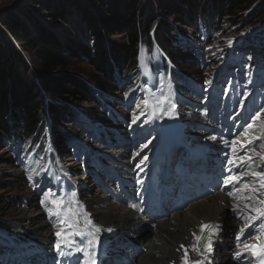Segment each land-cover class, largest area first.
<instances>
[{"label":"rangeland","instance_id":"1","mask_svg":"<svg viewBox=\"0 0 264 264\" xmlns=\"http://www.w3.org/2000/svg\"><path fill=\"white\" fill-rule=\"evenodd\" d=\"M105 2L119 14L128 16L130 21L141 19L142 23L137 24V27L148 28L152 34V43L147 45L141 42L137 47V49L139 48L138 67L144 87L143 94L128 100L129 88L134 83L126 84L123 87L117 84L113 90L104 92L105 109L103 110L96 101H79L76 95L71 93L62 94L57 90L49 91L43 83L42 77L45 75L66 74L78 77L89 85H95L92 78L100 74V71L81 49V44L92 45L94 36L84 22L82 13L74 10L72 17L54 20L50 16L48 0H0V45L6 52L13 50L17 54V58L21 62V72L25 74L29 84L37 89L38 101L45 111V125L41 136L46 135L49 140L52 161L56 162L59 175L61 172L65 177L68 176L73 183L78 184L81 198L85 199L89 205L86 193L90 190V185L93 189L100 191L101 188L103 190L102 187L95 186L97 178H104L106 182H114L116 177H123L124 170L119 168L123 163L130 162L134 166L141 163L142 168L156 172L159 167L167 169L170 162L167 161L168 155L166 150L162 149L163 141L160 138L166 109L167 116L173 111L179 118L175 111L179 107L178 112L184 117V122L179 119L183 125L185 124L187 138L193 145L198 146L206 143L210 138V131H212L208 126L219 124L217 120H211L208 117L210 111L207 108L210 107L211 100L206 101L205 96H202L208 94V85L206 84L208 78H211L215 85L210 96L219 94V87L221 88V98L213 101L218 107H220L219 102L230 101L228 107L234 109L233 102L239 103L240 99L246 101L249 122H252L251 118L260 112L259 119L255 121L260 126L254 130L252 138L259 137L261 142L254 144L252 151L243 153V155L247 160L251 156L252 162L260 161L261 163L260 157L264 156L262 151L264 147H261V144H264V112H261V109H264V82H259L258 76H253V70L242 74L240 65L228 62L224 54L214 53L213 47H216L222 39L233 40L240 37L239 46L247 45L254 50L264 51V9L260 15L256 13V10L263 6L264 0H248L229 14L214 19L212 24L207 23V17L202 13L201 17L200 15L197 17L196 23L191 25L181 22L189 20L185 14L186 6H181L174 0H105ZM168 12L171 14L168 15ZM145 14H150L149 17L153 20L150 25L144 23ZM188 14L190 15V12ZM11 15L19 17L28 28L30 35L36 34L38 27L43 26L52 31L65 46H70L71 48H67L65 53L69 60L68 65L65 68L45 72L39 65L34 46L19 34L18 28L8 19V16ZM161 21L168 24L169 35L167 37L171 39L172 46L160 44V37L157 36L156 30ZM118 32L108 37L110 42L119 47L129 44L131 34L123 30ZM168 50L179 55L183 54L187 59H193L188 65L185 62L186 65H176L177 68L172 65L176 77L172 75L171 78H176L178 83H184V77L178 73L177 69L179 68L182 72L191 75L197 83H200L202 89L189 85L174 89L172 79L164 73L166 64L170 62ZM236 53L242 54V57L245 52L237 50L233 54L232 57L240 62ZM199 54L202 55L203 61H200ZM224 64H231V66L223 67ZM249 72L252 77L246 81L248 78H245L244 75H249ZM262 77H264V73H262ZM160 89L167 98L161 95ZM236 92L239 95L237 98L235 97ZM175 93H177L178 99H176ZM161 97L165 101H161ZM166 99L175 105V110L169 103H166ZM145 100L148 101L147 105L144 104ZM165 104L166 109L164 108ZM54 106L60 107L64 114L61 111H53L51 108ZM71 109L75 113H82L86 121L76 120V114L69 111ZM94 109H97L101 114H92ZM186 109L190 114L186 115ZM105 110L106 112L111 110L116 114V117L112 119L108 114H102ZM224 113H226L225 108L217 109L218 116H222ZM136 117L139 119L133 123V119ZM12 118L13 120L9 124L15 129V135L17 137L30 136L23 131L26 128L27 119ZM193 123L198 124L191 125ZM5 133L0 126V236L2 241L0 242V256L1 251L5 254L9 252L6 243L10 239L23 237L16 232V229H22L18 222L27 223V219L21 212L29 205L28 196H32L36 202L34 209L40 208L39 202L42 197L36 191L38 187H31L28 184V179L25 177L27 164L23 161L17 162L13 155V146L5 137ZM213 133L215 131H212ZM171 139L172 136H169L168 140ZM243 139L246 140L244 137ZM121 151H124V155L120 160L113 157L114 153H122ZM182 152L184 154L186 152L182 145L173 150L174 155L180 156L183 154ZM40 160V156H35L29 163V170L33 175L41 171ZM71 161L75 165L68 166ZM171 161L172 168L176 158L173 157ZM48 168V174L52 176L53 167L49 165ZM260 171H264V166ZM83 176L86 178L82 180ZM255 179L256 192L260 195L264 188L259 186L258 178ZM54 180L55 177H48L46 190ZM217 181L223 183L225 180L223 177L214 178V182ZM48 192L50 190H47ZM88 207L90 208V205ZM46 213L50 215L48 212ZM43 214L48 222L46 214L44 212ZM23 226L26 228L25 225ZM234 227L226 224L224 230L230 234ZM154 228L155 226H150L142 233V237L148 238ZM23 241L29 243V237ZM134 243L137 248L144 250V247ZM10 252L12 253L13 250Z\"/></svg>","mask_w":264,"mask_h":264},{"label":"bare ground","instance_id":"2","mask_svg":"<svg viewBox=\"0 0 264 264\" xmlns=\"http://www.w3.org/2000/svg\"><path fill=\"white\" fill-rule=\"evenodd\" d=\"M210 38V37H209ZM238 38V37H237ZM222 39L216 47H213L214 53L224 54L228 62L233 61L235 51L244 50V55L241 57L238 53L236 56L240 58L236 65H241L242 74L246 71L253 70V76H258L259 82H264V51H257L251 46H239L241 38ZM243 38V37H242ZM244 57V58H243ZM260 58V59H259ZM259 62L260 64H258ZM159 64V63H158ZM227 65H223L226 67ZM261 70V72H260ZM249 80L252 75H244ZM208 92L213 93L215 87L213 80L208 78ZM165 122L171 125L174 130V144L184 145L186 149L192 148V142L187 138V135L182 128V121L178 118L175 112L171 111ZM167 127V126H166ZM193 149V148H192ZM200 154L205 158L210 151H217L219 155H228L227 160H232L233 163L227 162L226 167L221 170L226 177L238 176L241 172L247 170L250 164L246 160L239 158L238 148L234 146L220 145L218 143L211 144L203 148ZM118 151H120L118 149ZM122 152V151H121ZM118 156V155H117ZM75 165L70 162L68 166ZM257 165L254 166L256 169ZM230 169V171H229ZM213 170V169H212ZM221 170H219L221 172ZM183 173H189V170H184ZM86 177L83 176L82 180ZM129 182H137L138 188L132 193V198L129 199V191L127 188H122L116 191L112 186L108 188L102 187L100 191L93 189L90 185V190L86 193L90 209L93 212V219L96 228H99L103 243L107 244L117 236L123 240L117 241L121 254H116L120 259L126 261L132 259L134 264H257L259 255H253L252 251L245 245H257L256 251H259V246L264 245V230L257 231L254 240L249 242V238L244 240L241 237L240 229L250 228V225L258 226L264 223V219L250 220L249 217L257 216L253 210L260 208V204H253L263 198L262 195L252 191L254 188L242 187V182L230 183L228 188H221L217 194L210 199L199 202L191 206L187 210H182L174 213L167 220L157 221L156 227L148 238H143L142 233L150 227L153 222L147 218L149 212L159 213L161 211L160 204L153 211H150L148 206L151 203L152 196L157 195L158 186L152 183L140 182L133 177H129ZM214 189L213 185L208 186ZM103 193H102V192ZM233 195L229 196L228 193ZM250 198V199H245ZM28 207L22 210V215L27 219V223L21 224V230L16 232L24 237H32V240L37 244L36 249L42 252L45 245L51 243L53 230L50 228L49 222L44 218L41 208L34 209L36 202L32 196H28ZM131 202L136 205L135 208L126 203ZM264 209V206L261 208ZM39 210V211H38ZM43 215V216H42ZM42 216V217H41ZM30 218V219H29ZM239 220V221H237ZM243 221L245 227L240 228ZM230 224L235 226L230 234L224 230L225 225ZM26 228H24V226ZM207 225L208 227H202ZM110 229V231H109ZM23 232H25L23 234ZM258 237V239L256 238ZM128 241V242H127ZM130 241V242H129ZM142 246V249L131 250L133 242ZM89 245V244H88ZM89 248H86L87 263L91 264ZM45 253L47 249H44ZM35 252V251H34ZM240 252L242 255L238 258L235 253ZM64 258L62 255L52 257L57 264H73V257ZM97 264V260L94 261Z\"/></svg>","mask_w":264,"mask_h":264},{"label":"trees","instance_id":"3","mask_svg":"<svg viewBox=\"0 0 264 264\" xmlns=\"http://www.w3.org/2000/svg\"><path fill=\"white\" fill-rule=\"evenodd\" d=\"M181 6H186V16L189 20H182L184 24H195L197 17L203 13L206 15L207 23L212 24V21L218 17L229 14L233 9L240 7L248 0H174ZM49 8L51 10L50 16L54 20L66 19L73 16V11L78 10L83 15V20L86 23L89 31L94 36L92 45L81 44L87 58L96 65L100 74L93 77V85L81 81L78 77L71 75H45L43 83L47 90L58 91L59 93H71L76 95L79 101H96L104 110V101L106 91H111L117 85V81L128 83H138L140 86V70L138 67V45L141 42L144 44H151L152 37L148 28L137 27L140 25V20L130 21L128 16L119 14L118 11L108 6L105 0H48ZM163 5V3H162ZM260 6L256 10L257 15L261 14L264 9ZM153 11V10H152ZM150 11V14H152ZM149 15L144 17V23L150 25L153 21ZM171 12H168L170 15ZM11 23L18 28L21 36L29 40L34 46L39 65L50 72L52 69L65 68L68 65V58L66 56L67 48L57 36L46 27L39 26L37 33L30 35L28 28L21 22L18 16H8ZM165 22H159L157 26V36L160 37V44L165 46H172L171 39L167 36L169 31ZM123 30L131 34V41L122 47L110 42L108 38L112 34L119 33ZM168 52L167 63L169 71L172 72L173 66L188 65L193 59H187L185 55L177 54L175 52ZM10 53V54H9ZM17 54L13 50L9 52L3 49L0 45V126L5 133L7 140L13 144V155L17 159L21 156L22 143L26 147V155L29 156L34 149L36 152L41 151V154L46 153V146L48 138L42 135L45 125V111L38 101V91L34 86H31L27 81L25 74L21 72V62L17 58ZM15 59V61H13ZM198 61L197 59H194ZM184 62L186 64H184ZM177 68V67H176ZM180 70L179 68L177 69ZM178 73L185 78L187 75L182 74L180 70ZM190 79V78H189ZM51 109L58 112H64L60 107H52ZM71 113L76 114L78 119H83L80 113H75L72 109ZM73 111V112H72ZM92 114H101L97 109H94ZM102 114L112 116V112L103 111ZM26 118L27 124L23 131L30 136L17 137L13 127L9 124L13 120Z\"/></svg>","mask_w":264,"mask_h":264},{"label":"snow or ice","instance_id":"4","mask_svg":"<svg viewBox=\"0 0 264 264\" xmlns=\"http://www.w3.org/2000/svg\"><path fill=\"white\" fill-rule=\"evenodd\" d=\"M144 104L147 105V104H148V101L145 100V101H144ZM172 108H173V109L175 108V105H174V104L172 105ZM261 112H264V109H261ZM259 117H260V112H257V113L251 118L252 121H253V123H255V121L258 120ZM137 119H139V117H136L135 119H133V123H136V120H137ZM253 123H250V124L247 125V128L245 129V134L247 133V130H248V129H251V128L253 127ZM211 139H212V140H215L216 137H211ZM255 139L259 140V139H261V138L257 137V138H255ZM224 143H225V144H228V141H224ZM233 143H235V141H233ZM250 143H251V141H250ZM261 147H264V144H261ZM260 159H261V161H264V156H261ZM251 161H252V157L249 156V157H248V160H247L246 163L250 164ZM228 163H229V164H232L233 161H232V160H229ZM229 171H230V169H229ZM250 175H251L252 177H256V178H258L259 186L262 187V188H264V171H260V172H251ZM241 179H242V177L229 176V177H227V178L225 179L224 182H225V183H233V184H234V183L239 182ZM243 187H244V188H248V184H247V183L243 184ZM252 191H256V189L253 188ZM51 195H52L51 192L45 193V199H46V200L49 199V198L51 197ZM228 195H229V196H232L233 193H232V192H229ZM245 199H250V198H245ZM42 202H43V201H42ZM257 202H258V203H261V204H264V201H257ZM52 203H53L54 205H56L57 208H60L61 205H62V203H63V201H62V200L53 199V200H52ZM132 207L135 208L136 205H132ZM253 210L257 213V216H255V217H249L250 220H254V221H255V220H261V219H264V209H261V208H255V209H253ZM62 222H63V221H62ZM85 224H86V225H90V224H92V221H91L90 219H86ZM202 227H205V228H206V227H208V226H207V225H204V226H202ZM249 227H257V231L264 230V223H260L258 226H256V225H250ZM69 229L72 230V229H73V226H72V225H69ZM96 231L98 232V231H100V229L97 228ZM109 231H110V229H109ZM240 232H241V234H243V233L245 232V229H240ZM71 234H72V235H76V236H81V237H84V236H86V235H91V233H84V232H80V231H72ZM56 235H57L58 237H60V236H61V233H60V232H57ZM249 236H251V232H249ZM256 238L258 239V237H256ZM237 239L239 240L240 237L238 236ZM68 242H69V241H67V240L65 241V243H68ZM88 244H89V246H90V245L92 244V241L89 240V241H88ZM245 247L248 248V249H250V250L252 251V254H253V255H259V256L261 257V264H264V245L259 246V251H258V252L256 251V249H257V245H245ZM59 249H60V245L57 244V250L59 251ZM77 251H78V252H85V254L87 255V252L85 251L84 248H79V247H78V248H77ZM59 254H60V255H64L63 252H59ZM235 255L239 258V257L242 255V253L237 252V253H235ZM91 264H94V261H92Z\"/></svg>","mask_w":264,"mask_h":264}]
</instances>
